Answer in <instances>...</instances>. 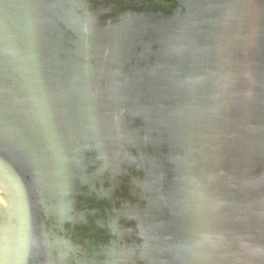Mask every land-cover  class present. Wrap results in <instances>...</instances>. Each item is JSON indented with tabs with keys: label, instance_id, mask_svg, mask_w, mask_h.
Returning a JSON list of instances; mask_svg holds the SVG:
<instances>
[{
	"label": "water",
	"instance_id": "water-1",
	"mask_svg": "<svg viewBox=\"0 0 264 264\" xmlns=\"http://www.w3.org/2000/svg\"><path fill=\"white\" fill-rule=\"evenodd\" d=\"M0 264H264V0H0Z\"/></svg>",
	"mask_w": 264,
	"mask_h": 264
}]
</instances>
